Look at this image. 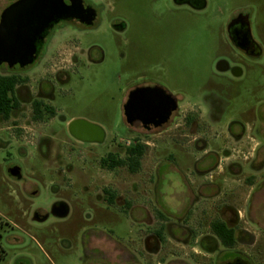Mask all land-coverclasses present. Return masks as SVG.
Wrapping results in <instances>:
<instances>
[{"label":"rangeland","instance_id":"1","mask_svg":"<svg viewBox=\"0 0 264 264\" xmlns=\"http://www.w3.org/2000/svg\"><path fill=\"white\" fill-rule=\"evenodd\" d=\"M15 1L0 0V19ZM104 6L107 13L125 25V30L113 33L105 26L81 37L84 46L100 44L105 58L83 70V80L74 78V91L62 105L66 119L83 117L103 126L105 141L95 144L77 141L65 131V118L57 123H60L55 127L58 133L53 134L51 127L34 124L23 111L12 112L7 120L0 118V217L4 222L0 232L16 244L10 247L3 243L8 254L5 260L0 258V264H12V253L21 250L28 253L30 264H80L82 254L76 247L79 222L80 226L97 225L100 230L113 232L115 239L122 242L136 238L139 227L148 232L161 224L156 208L152 207L154 193L164 206V214L169 216L179 198L180 205L184 204L187 186L197 178L198 169L205 167L199 161L203 153L185 145L198 135L170 129L145 131L138 125L128 127L122 107L129 90L146 84L160 85L181 103L198 105L205 113L214 115L219 121L211 123L214 130L208 138L218 147L222 138L215 140V133L223 137L231 121L249 124L258 102L264 100V0H206V7L200 10L177 5L172 0H105ZM238 13L249 15L254 39L263 50L257 61L244 58L229 38L228 25ZM50 35L53 40L47 43L54 45L74 40L79 33L61 22ZM220 61H226L230 67L240 66L244 71L242 77L219 71ZM10 70L7 64L0 66L1 73ZM218 128L221 133L216 131ZM45 134L53 136L50 147H38V138ZM138 141L149 143L138 173H130L126 168L110 172L101 166V158L110 152L124 156L125 149ZM46 156L49 158L45 160ZM57 158L69 162L74 179L78 178L77 173H92L99 182L129 180L131 198L138 196L137 207L130 215L133 220L143 222L138 224L116 209L108 211L101 203L98 213H94L77 202L67 220L50 216L39 222L35 218L36 209H48L55 198L62 197L39 181L60 171ZM12 165L19 166L21 180L38 182L39 190L32 200L22 195L21 180L9 174ZM133 184H138L143 194L132 193ZM81 187L80 182L75 191ZM69 229L73 248L65 251L61 240L68 236L65 232ZM256 231L263 249L264 231ZM165 237L170 235L165 232ZM168 244L174 245L170 241ZM132 248L138 250L139 245ZM177 248L182 254L189 252L182 243ZM259 254L260 258L264 256ZM117 255L121 260V252L116 251V258Z\"/></svg>","mask_w":264,"mask_h":264},{"label":"flooded vegetation","instance_id":"2","mask_svg":"<svg viewBox=\"0 0 264 264\" xmlns=\"http://www.w3.org/2000/svg\"><path fill=\"white\" fill-rule=\"evenodd\" d=\"M104 1L83 0L84 7L91 9L90 15L84 13L79 18L63 20L54 25L64 22L71 26L79 33L74 40H64L54 45L47 43L48 40H53L50 35L53 26L39 43V53L34 63L26 67L16 65L10 68L22 79L15 87L14 95L19 106L13 112H26L34 124L44 128L51 127L52 134L57 132L55 127L60 124L57 123L65 118L62 101L73 93L74 78L83 80V70L102 63L105 58V50L100 44L84 46L81 37L105 26L113 33L125 30L124 24L106 12ZM172 1L195 10L206 7V0ZM227 31L230 40L244 58L257 61L262 56L263 50L254 39L248 14H236ZM217 69L237 78L244 73L240 66L230 67L226 61H220ZM138 87L163 89L172 96L176 108L171 110L164 121L157 117L154 119L156 123H144L140 120L130 123L126 116V105L130 93ZM138 87L129 90L123 101L122 111L127 126L131 128L132 125H138L145 131L170 129L198 135L185 145L193 146L203 153L199 161H203L205 167L198 169L197 178L187 186L184 204L180 205L179 198L178 205L169 212L170 216L164 214V206L154 193L152 207L156 208L161 224L148 232L139 227L136 238L121 242L115 239L113 232L100 230L97 225L80 226L79 222L78 227L81 229L76 247L80 248L82 254L80 264H264V256L260 258L259 254H264V248L260 249V238L256 231H264V100L258 102L249 124L240 120L231 121L226 125L223 137L215 133V140L222 138L218 147L213 146V140L208 138L214 130L211 123L219 121L214 115L205 113L198 105L181 103L177 96L160 85L146 84ZM24 106L26 109L21 110ZM76 119L79 122L73 124ZM63 126L79 142L103 143L106 138L103 126L83 117L65 118ZM52 134L40 136L37 140L38 147L49 148ZM143 143L149 145L146 141ZM235 153H239V156H235ZM48 158L46 156L45 160ZM57 161L60 171L39 181H43L42 184L54 195L61 194L62 197L55 198L48 209H36L35 218L39 222L50 216L67 220L72 209H75V202L91 208L94 213H98V205L101 203L104 209L119 210L132 219L130 214L137 207L135 201L138 196L131 198L129 180L99 182V178L92 173H77L78 178L74 179L71 173L73 167L69 162L66 163L63 158H57ZM101 166L103 167L102 163ZM14 167L19 166L12 165L9 174L16 180H21V173L18 176L10 173V169ZM103 168L110 172L121 168L128 170L126 166ZM21 182L22 195H28L27 200H32V196L39 190L38 182H33L32 179H23ZM80 182L82 187L76 192L75 186ZM139 192L143 194L138 184H133L132 193L137 195ZM62 206L67 210L65 216L60 215L59 208ZM135 222L141 224L143 220ZM74 223L73 225L76 224ZM3 224L2 221L0 228ZM69 228L73 226L70 225ZM200 229L206 230L200 232ZM165 232L170 235L169 238L165 237ZM65 233L68 236L62 238L61 247L67 251L73 248V241L69 237L71 229ZM169 241L174 245H169ZM3 243L10 247H15L16 244L0 232V258L5 260L8 253L5 252ZM179 243L187 246L189 252L180 253L177 248ZM134 244L139 245L138 250L132 248ZM116 251L121 252V260L119 254L116 258ZM11 257L12 264H30L28 253L24 250L13 252Z\"/></svg>","mask_w":264,"mask_h":264},{"label":"water","instance_id":"3","mask_svg":"<svg viewBox=\"0 0 264 264\" xmlns=\"http://www.w3.org/2000/svg\"><path fill=\"white\" fill-rule=\"evenodd\" d=\"M84 13L90 15L91 9L84 7L83 0L15 1L3 11L0 19V66L7 64L12 69L16 65L26 67L34 63L39 53L38 45L48 31L56 23L79 18ZM175 108L172 96L163 89L138 87L130 93L126 116L130 123L155 122L157 117L164 121ZM77 122L76 119L73 124ZM20 172L19 167L10 169L14 176ZM59 211L61 216L67 214L63 206Z\"/></svg>","mask_w":264,"mask_h":264},{"label":"trees","instance_id":"4","mask_svg":"<svg viewBox=\"0 0 264 264\" xmlns=\"http://www.w3.org/2000/svg\"><path fill=\"white\" fill-rule=\"evenodd\" d=\"M21 81V77L11 70L8 73L0 72V118L9 119L13 110L19 106V101L15 97L14 91L16 85ZM147 148L146 144L138 141L125 149L124 156L110 152L106 157L101 159V163L103 167L109 169L126 166L131 173H136L142 168V159ZM1 222L2 218L0 217Z\"/></svg>","mask_w":264,"mask_h":264}]
</instances>
